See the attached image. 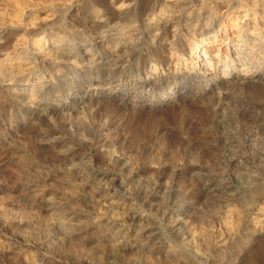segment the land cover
<instances>
[{
	"label": "bare ground",
	"instance_id": "bare-ground-1",
	"mask_svg": "<svg viewBox=\"0 0 264 264\" xmlns=\"http://www.w3.org/2000/svg\"><path fill=\"white\" fill-rule=\"evenodd\" d=\"M121 2L131 3L132 0H116V4ZM251 3L252 0H136L132 9L120 11L110 0H0V106H13L36 123L51 121L56 114V117L65 116L73 110H83L91 99L98 105H105V100L116 95H123L119 103H131L134 109L168 105L180 97L192 104L207 103L211 99L207 110L201 109L199 129L207 128V141L223 150L214 163L211 161V170L205 167L197 177L201 183L199 191L203 185H213L216 195L234 192L249 205H254L250 210L259 221V216L264 214L261 208L264 204V20L251 12L245 18L244 6ZM98 9L101 10L99 14ZM238 56L258 69L244 84H241L244 78L238 76L241 65L234 63ZM209 61L213 65L223 61L221 66L233 75L231 81L209 72L206 67ZM162 84H166L165 89L158 88ZM229 87L236 93L243 87L244 93L231 105L221 103L227 112L219 115L221 108L213 111L212 103L218 102L221 99L218 93ZM149 98L151 102L146 103ZM229 99L227 95L223 97L225 101ZM49 131L44 133L45 138L57 135L55 131L48 135ZM235 131L244 133L243 144L233 138ZM214 133L218 134L217 138ZM63 140H59L61 145L70 143ZM78 145L89 152L86 163L75 169L81 182H95L94 195L102 208L116 207L123 196L121 189L126 180L134 179L142 170L128 171L125 175V167L117 174L94 167L90 153L97 147L84 141ZM111 160V164L106 162L108 167L118 168L119 160ZM217 171L221 175H217ZM176 194L171 193L170 197ZM159 195L157 191L145 194L142 203L152 205L151 201ZM40 204L46 210H55L54 203L48 199L43 198ZM129 208L121 224H110L107 229V241L112 243V251H109L113 258L121 255V260L120 253L126 246L116 240L119 237L128 240L134 231H137V249L157 250L154 239L159 233L154 221H147ZM183 211L178 206L167 214L176 216L174 222L178 223L182 222ZM1 218L3 221L2 209ZM53 221L54 224L44 228L50 242H59L61 235H77L73 230L76 226L70 228L66 220L54 218ZM260 234L264 231L259 228L247 234L242 232L232 249L223 254V264H236L237 261L259 264L258 257L246 255L245 250L250 249ZM189 238L191 240V234ZM20 239L14 236L10 243L24 247L23 258L29 262L27 253H31L28 252L31 247ZM2 246L3 243L0 249ZM33 255L31 264H40ZM130 256L127 259L132 258ZM124 261V264H134L130 259Z\"/></svg>",
	"mask_w": 264,
	"mask_h": 264
},
{
	"label": "rangeland",
	"instance_id": "rangeland-1",
	"mask_svg": "<svg viewBox=\"0 0 264 264\" xmlns=\"http://www.w3.org/2000/svg\"><path fill=\"white\" fill-rule=\"evenodd\" d=\"M162 55L163 54L160 55L161 59L163 58ZM171 71L172 68L170 67V72ZM158 88L165 89L166 84H162L161 87ZM88 94L89 92H87L86 95ZM101 94L107 95L106 92H101ZM121 98H123V95L111 96L108 100L104 99L107 105H98L97 101L91 99L88 105L85 104V106H83L85 107L83 110H73L70 114L66 113L65 116L56 117V114L54 117L52 115L54 119H51V121L47 120L46 122L45 120L36 123L30 121L28 114L17 110L13 106H0V149L8 144L14 143L17 146H21L20 150L23 151L24 149L22 146L27 145V150L31 158L38 162L37 165L33 166L32 172L35 173V168L37 166L41 168V171L35 173L31 178L25 176L14 189L0 185V209L4 212V208H9L12 212L20 214V218L17 219L20 222L16 220L10 221L9 223L17 230V233H29L31 238V243H29V245L31 248H29L30 250H28V252L30 251L31 255L35 254L33 257L37 263L82 264L85 261L89 264H100L101 262V264H108V262L110 264H124V260L127 261L130 259H127L128 256L131 254L130 257L136 256V252L139 250L137 249V240L135 238L137 231L131 232L128 240L122 237L116 240V243L126 246L123 252L120 253L122 254L121 260V255L118 258H113L111 254L112 247L110 245L112 243H108L107 241V229L110 228V224H121V221L124 220L123 217H126L128 214L127 210L129 207V209L132 208L133 212H137V214L144 216L147 221L151 223L154 221L153 224L156 227V231L159 233L154 239V241L157 240V245H155L157 252H155L161 254L160 259H163L162 249L158 243L161 236H164L175 244L187 242L190 233L187 230L185 221L190 218L192 200L200 193L199 189L194 190L192 193L188 192V188L191 187L189 179H192L190 178L192 176V171H199L198 167L200 164L208 165L211 163L207 157L201 158V154L199 153V149L205 142L201 139L202 135L205 134L203 129H199L201 122L198 119L202 115V110L199 109V104H192L183 97L174 100L168 105L165 104L159 107H137L136 109H134L135 106L131 103L126 105H122L121 102L119 103ZM129 98H132V95ZM130 101L132 102L133 100L130 99ZM145 102L150 103V98ZM216 103L217 102H214L212 105L214 106ZM56 106L57 104H55V107ZM182 109L187 110V114L184 115L183 118H181ZM219 109V115H226L227 110L225 106H220ZM76 116H80L82 120L97 121H102L106 116L110 118L109 127L105 129V131L109 133L108 137H103L101 135L96 138L95 143H91L97 147L96 151H91L90 153V156H92L91 164L94 167L96 166L103 170H108L112 174L119 173L121 167L122 169L125 167L126 169L123 170L125 175H128L130 171L135 172L142 170L134 179L126 180V185L121 189V192H123V199L121 198L118 200V207L113 206L114 209L112 206L102 208L99 204L94 195L96 188L94 181L83 184L77 173L78 171L75 170L76 168H73L69 174L68 169L71 164L76 163L78 168V166L80 167L85 164L89 158V152L81 150L78 145L79 142H81L78 139L79 135L81 133L85 136L90 134L91 136L94 135V131L90 130L88 125L70 123ZM32 123H34V125ZM15 124H17V127H15ZM53 127L54 130H51ZM68 127L74 128L76 132L75 137L67 131ZM37 131H39V133H37ZM48 131V135L52 131L57 132L58 136L56 135L55 137L67 136V142L69 141L74 144V149L66 156H59L57 154L58 147H67L68 144L61 145L59 140L53 141L54 145L53 143H47V141L53 138L44 137V133ZM243 134L244 133L241 134L240 131H235L233 138H236L238 141L241 140L243 144ZM182 135H186L188 139L182 140ZM214 135L217 138L218 134L214 133ZM32 139L33 142L30 144L29 141ZM64 141L65 139L62 142ZM58 144L59 146H57ZM101 145L109 149L115 146V150L120 152V156L106 157V154L101 151ZM161 145L164 146L163 150L157 152V149L160 148ZM213 146L215 150V160L218 158V154H222L223 149L221 150L219 147L216 149L215 143H213ZM177 147H179V152L176 153L175 159L182 157L184 161L183 164L175 163L173 153ZM246 155L249 156V153L246 152ZM154 158H159L161 161L162 167L158 170L151 167V162ZM6 159L7 157H4L0 160V175L5 173L6 165L4 160ZM108 159L119 160L120 164H118V168L108 167L109 165L106 163ZM189 161H193V163H188ZM197 161H199V163H197ZM255 162L256 164L259 162L257 157ZM239 181L241 180L239 179ZM68 190L71 191V194H68ZM154 191L159 192L160 195L157 199L155 198L151 201L152 205L149 203H142L145 194L153 193ZM176 192V197H174V195L170 197L171 193L174 194ZM8 196L14 197V199L9 201L6 199ZM43 198L54 203L56 211L53 209L51 212L50 210L44 209L40 204V200ZM120 206L121 208H119ZM173 206L174 208L179 206L180 209L184 210L181 217L182 222H174L177 217H171L167 214L172 209L174 210ZM53 214L56 215L54 216ZM227 216L229 223L235 221L232 211H228ZM113 217L116 219L114 222ZM54 218L66 220L65 222H68V225H71L70 228L72 229L76 226V230H73L74 233L77 231L76 234L79 240H76L78 238H72L77 237V235L71 237L77 242L75 247L72 245H65L64 249H60L59 242H50L46 238L45 234L47 233L44 228L50 225ZM99 218L100 220H98ZM26 220H28V222ZM3 221L1 218L0 238H3V233H5L6 237L12 236L11 229L5 226ZM37 225H39V229L34 231ZM15 237L21 238L22 241L25 239L23 235L19 234L15 235ZM10 242H12V240L9 241V243ZM2 243H4V240L0 239V244ZM81 249L83 251H81ZM109 249L111 251H109ZM107 250L110 252L109 255ZM245 252L246 255L251 256L250 254H252L253 257H258L257 260L255 258L257 263L264 264V234L256 236L253 245L248 251L246 249ZM45 253L49 254L46 255ZM255 254L257 256H255ZM22 258L23 255L20 257L18 264H29L28 261ZM117 259L118 261H115ZM78 261L83 262L79 263ZM237 262L236 264H240L239 261Z\"/></svg>",
	"mask_w": 264,
	"mask_h": 264
},
{
	"label": "clouds",
	"instance_id": "clouds-1",
	"mask_svg": "<svg viewBox=\"0 0 264 264\" xmlns=\"http://www.w3.org/2000/svg\"><path fill=\"white\" fill-rule=\"evenodd\" d=\"M136 0H132L131 3L121 2L120 4H116V0H110V3L123 11L125 9H132L135 6ZM11 5H9L10 7ZM245 7V18H247L248 13L251 12L254 16H259L260 19L264 20V0H252L250 5H246ZM101 10H97L98 14ZM19 19V17H16ZM219 61V57H217ZM234 63L240 64V68L238 69L240 77L244 79L241 81V84L246 83L252 72L258 71V69L253 68L249 62L245 59H242L240 56L237 57V60ZM223 61L216 63L215 65L209 61L206 64L207 70L211 73H218L219 76H222L224 80L231 81L232 73L228 68L222 67ZM251 69V71H249ZM198 70H196L197 72ZM235 90L229 87L224 92H219L218 95L221 98L218 102L213 106V111L216 108L220 107V104L227 103L231 105L237 98V96L243 95L244 88L241 87L240 93H236L234 95ZM229 96L230 99L225 101L223 100L224 96ZM209 104H211V99L205 103L201 101L199 103V109L207 110ZM198 109V110H199ZM187 114V110H181V118ZM72 124H86L88 125L90 130L94 131V135L85 136L81 133L78 137L80 141H85L88 143H95L96 138L100 137H108L109 133L105 131L109 127L110 118L104 117L102 121L97 120H82L80 116H76L70 121ZM42 131V130H39ZM37 131V133H39ZM67 131L75 137L76 132L74 128L68 127ZM208 132V129H204V134ZM67 139V136H59L53 137L52 140L47 141V143H53L55 140ZM182 140H187L188 137L186 135H182ZM202 140H204L203 146L199 149V153L201 154V158L207 157L209 161L214 163V146L211 141H207L206 135H202ZM33 139L29 141L31 144ZM21 146H17L16 144H8L0 149V160L4 157H7L4 160L6 165L5 173L0 175V185H3L7 188L14 189L15 186L21 182V180L28 176L31 178L35 173H39L41 168L37 166L35 168V173L32 172V168L34 165H37V161L32 159L28 150L27 145H23V151L20 150ZM75 145L69 143L67 147H61L57 149V154L59 156H66L69 152L74 149ZM164 148L163 145L157 149V152L162 151ZM116 147L105 148L101 145V151L104 152L107 156L119 157L120 152H117ZM179 152V147L175 149L173 153L174 159L176 153ZM108 163L111 164L112 160L108 159ZM176 164H183V158L175 159ZM188 163H193V161H189ZM199 163V161H197ZM151 167L154 169H160L162 167L161 161L159 158H154L151 162ZM208 167L210 170L212 168V164L204 165L200 164L199 171H192V179L190 180L191 187L188 188V192L192 193L194 190L199 189L201 185L200 181L197 177L203 172V169ZM73 168H77V164L73 163L69 166V173ZM207 175V173H203ZM217 175H221L219 171L216 172ZM155 178V176L153 175ZM203 185V184H202ZM213 185H203V188L200 189V194L192 200L190 218L185 221L187 225V230L191 234V240H188L186 243L175 244L164 236L160 237L158 243L162 249L163 259H160L161 254H157L153 250H149V252H143L142 248L138 250L137 255L130 258L134 261V264H223V254L225 252H229L232 247L236 244L237 238L241 237L242 232L247 234L248 232H255L257 228L264 230V214L259 216V221H257L256 216H253L251 213V208L254 205H249V203L240 197H237L236 193H228L227 195L221 194L216 195L214 192ZM217 191V190H216ZM39 194V193H37ZM68 194H71V191L68 190ZM7 200H13L14 197L8 196ZM261 208H264V204L261 205ZM232 211L235 217V223L228 222L227 212ZM20 218L19 213H14L9 208H4V224L12 231V236H7L5 233L2 234L4 243L2 249H0V264H18L19 259L22 255H25V248L18 244H11V241L15 235H23L24 243H31V238L29 233H17V230L12 227V224L9 221H15ZM51 223H55V221H51ZM255 227H252V225ZM241 225L244 227L242 228ZM39 229V225L36 226L35 230ZM76 241H74L71 237H67L66 235L59 236V244L60 249H64L65 245L76 246ZM81 251H83L81 249ZM48 255L49 253H45ZM27 258L29 259V264H31V253H27Z\"/></svg>",
	"mask_w": 264,
	"mask_h": 264
}]
</instances>
